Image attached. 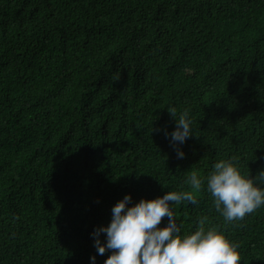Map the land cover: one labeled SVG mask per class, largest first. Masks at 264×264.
Listing matches in <instances>:
<instances>
[{"label":"trees","instance_id":"1","mask_svg":"<svg viewBox=\"0 0 264 264\" xmlns=\"http://www.w3.org/2000/svg\"><path fill=\"white\" fill-rule=\"evenodd\" d=\"M233 158L264 189V0H0V264H105L93 233L125 196ZM197 200L169 202L182 238L207 217L264 264V205L228 223L206 180Z\"/></svg>","mask_w":264,"mask_h":264},{"label":"clouds","instance_id":"2","mask_svg":"<svg viewBox=\"0 0 264 264\" xmlns=\"http://www.w3.org/2000/svg\"><path fill=\"white\" fill-rule=\"evenodd\" d=\"M168 112L176 121V130L170 134L175 147L193 136L192 121L187 110L178 119L174 107L168 108ZM176 151L178 158H184L182 151L178 148ZM234 159L215 163L207 177L192 171L187 181L191 191H169L162 198L141 200L130 208L126 206L131 197L125 196L113 207L110 225L93 233L98 254L112 250L113 254L105 264H240L237 245L229 242L215 227L206 230L207 217L199 219V227L194 234L182 238L173 206L169 205V202L174 205L185 201L196 205L197 195L203 190L206 180L215 210L226 222L243 220L256 211L264 205V189L256 186L250 176L242 175L234 165ZM258 178L264 181V171L258 174ZM166 216L169 218L168 226L160 229L158 226ZM101 233H106L107 237L103 246L98 238ZM92 259L94 261L95 257Z\"/></svg>","mask_w":264,"mask_h":264},{"label":"rangeland","instance_id":"3","mask_svg":"<svg viewBox=\"0 0 264 264\" xmlns=\"http://www.w3.org/2000/svg\"><path fill=\"white\" fill-rule=\"evenodd\" d=\"M199 83H201V84H197L194 86L196 89H201L202 82H199Z\"/></svg>","mask_w":264,"mask_h":264}]
</instances>
